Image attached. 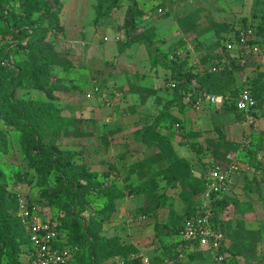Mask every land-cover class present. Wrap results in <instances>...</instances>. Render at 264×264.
<instances>
[{
    "label": "trees",
    "instance_id": "obj_1",
    "mask_svg": "<svg viewBox=\"0 0 264 264\" xmlns=\"http://www.w3.org/2000/svg\"><path fill=\"white\" fill-rule=\"evenodd\" d=\"M50 1L19 0L18 8L11 9L7 7L8 0H0V39L11 42L5 50L3 49V56L0 58V94L4 93L0 97V116L3 118V121L0 122V154L9 152L8 137L4 131L9 128V125L14 124L20 134L19 144L22 151L29 155L43 174L39 180V186L44 188L42 193L51 208L52 221L57 222L58 229L67 238V243L72 247L79 248L67 264H143L142 260L136 257L139 250L134 243L126 242L118 233L108 234L104 217L97 219L98 212L93 210L94 199L87 196L96 194V198H104L106 200L104 206L113 211L116 199L123 197L125 191H121L115 185L105 187V184L98 179L100 173L91 171L89 166L83 163H78L73 153H68L67 156V153L61 151L58 146L64 134V128L73 119L62 114L58 106L59 98L54 94L50 85L52 78L55 77L53 59L55 56L62 57L61 59L64 61L62 60L61 66L73 67L74 63L68 53L58 50L56 43L53 44L49 39L52 33L58 36L64 33L60 16L63 4L60 2L56 9ZM124 4L127 5V10L121 29L122 36H125L126 46H133L136 43L143 44L148 50L152 68L163 65L171 72L170 80L179 81L176 88L170 87L173 91L172 100L164 104L152 123L142 126L138 130L137 140L150 147H156L165 157L167 156L166 146L175 153L176 150L173 146L175 137L172 133L165 134L166 126H162L168 120V129L170 131L177 129L180 134L183 133L184 140L180 143L187 144L196 154L193 163L197 168H190L192 159H185L186 157L181 156L176 165L171 164L165 169H158L144 176L142 174V179L137 184L129 185V194L148 197L159 191L162 181L172 184L174 188H180L178 195L184 203L182 212L177 210L172 193L163 191L157 193L155 203L140 206L133 216L136 218L141 214L152 217L154 219V236L162 242L163 236L175 234L182 237L181 232L185 223L202 214L200 203L206 189L207 177L220 163L219 158L213 156L209 146L189 141L192 134L199 133H196V130L185 133L187 129L184 118L178 119L172 108L178 107L182 116L184 115L185 110L189 108L185 101V93L192 89V79L196 78L198 82L196 92L207 91L225 97L222 107H212L214 114H231L235 120L230 123L246 122V112L237 107L239 91L243 87L244 81L242 86L238 87L235 85L234 77V68L242 64L243 56L239 52L227 51L225 46V42L238 32L236 24L224 32H219L216 41L219 46L216 50L208 53L209 55H201L199 64L193 62L194 51L189 47V42L180 44L181 47L185 46L184 51L179 50L180 47L176 45V49L173 48L175 59L166 64L159 51L153 49V30L155 32V28L139 32L135 26L136 19L144 14L138 0H97L95 5L96 22H101L104 17H111L113 11ZM240 25L239 27L254 29L248 22ZM254 30V36H251L249 41L260 43L259 38H264V14ZM10 47L16 48V52L24 53V57L16 64L9 61V56L12 53L11 49L8 50ZM208 61L212 62L210 66ZM98 83L101 89L106 85L105 81ZM249 83L264 119V71L257 70L255 75H249ZM92 87L93 85L90 86L91 89ZM20 88L40 94L37 97L35 95L20 97L18 95ZM105 104L103 103V105ZM256 116L258 117L257 114ZM174 124H178V127H174ZM213 130L218 133L222 144L231 145L236 151H246L247 165L252 171L244 174L243 191L253 190L252 187L256 184V190L262 194L264 185L260 188L259 186H261L260 180L264 181V128L258 140H250L247 143L229 140L226 125L222 123H214ZM205 155H208L209 158H203ZM150 166L149 160L141 159L132 164L131 170L138 172L139 169ZM182 167L185 168L184 171ZM195 171H200L201 175L195 174ZM257 171L260 172V175L256 173ZM259 176L261 179L258 178ZM51 177H54L55 185H51L49 181ZM4 178L5 174L0 170V232L3 247L6 248L0 254L2 253L7 259V264H28L26 255L31 249L29 234L25 225L17 222L16 218H12V215L4 209L8 202L7 184L1 183ZM107 178L105 180H108ZM237 187L238 185L235 188ZM198 195L201 196L200 202L197 201ZM238 199L237 190L234 189L232 193L214 196L212 200L213 226L224 231L227 235L222 252H228L229 255L224 260L216 261L210 250L202 247L197 241L181 238L173 244V250L163 244V253L151 257V264H163L166 259H169L171 264H184L181 257L183 253H188L190 260L202 257L207 253L213 264H237L240 255L245 256L252 264H264V255L256 256L259 244L264 238V228L260 226L258 229H249L244 233L241 225L234 229L230 222L224 218L228 214L227 209L232 205L234 212L242 213L247 212L251 207V200L239 201ZM18 227L20 229L19 236ZM228 239L229 242H227ZM112 258L115 262H112Z\"/></svg>",
    "mask_w": 264,
    "mask_h": 264
},
{
    "label": "rangeland",
    "instance_id": "obj_2",
    "mask_svg": "<svg viewBox=\"0 0 264 264\" xmlns=\"http://www.w3.org/2000/svg\"><path fill=\"white\" fill-rule=\"evenodd\" d=\"M64 1L67 3L63 13L61 10L62 15L60 13V16L65 24L68 37L76 36L78 29L86 33L96 29L97 25L93 24V20L95 11L97 13L95 7L97 0H51L50 3L57 9L59 3L63 4ZM138 2L144 14L136 19L135 26L139 32L155 28V32L153 30L154 48H152L159 51L166 64L173 62L175 59L173 48L176 49V45L180 47L179 50L184 51L185 46L181 47L182 43L190 42L193 45L190 48L194 53L204 56L216 50L219 46L216 42L219 32H224L232 25L243 24L248 21L256 29L261 21V16L264 14V0H138ZM8 3L7 7L11 9L19 6V0H8ZM116 16L115 18H104L101 25H104L105 21L112 26L107 28H105L106 25H104V28L103 26L101 28L97 27L96 32L90 36L94 41L93 47L76 46L70 48L75 52V60H81L85 69L75 70V66H61L64 60L61 59L62 57L55 56V59H53L55 62V77L52 78L50 85L54 90V94L59 98L58 106L62 114L73 119L64 128V134L58 144L61 151H65L67 156L68 153H73L78 163H83L89 166L91 171L100 173L98 179L105 184V187L115 185L121 191H125L123 197L116 199L113 211L104 206L106 201L104 198H96V194H93V196L91 194L87 195L94 199L93 210L96 213L98 212L96 214L97 219L104 217L106 222L113 221L114 229L112 228L108 232L110 235L118 233L126 242L130 243H134L132 239L136 240L137 238L145 242L146 239L153 236L150 228L152 221L149 217L145 219L138 217L139 219L131 221V213L142 205L155 203L157 193L163 191L169 194L172 193L177 210L182 212L184 203L178 195L180 188H174L172 184L162 181L157 193L149 197L141 195L136 198L128 197L131 195L128 193L129 185L137 184L142 179V174L144 176L158 169H165L171 164L176 165L182 155L186 157L185 159H189L190 156L186 153L185 149L188 147L186 144H183V150L178 149L179 145L173 143L175 153L166 146L167 156L165 157L156 147H150L146 143L137 140L139 137L138 130L142 126L152 123L164 104L172 100L173 91L169 86L171 72L163 65H159L157 70L149 68V63H147L150 60L148 50L143 44L136 43L133 46H126L125 36L117 39L123 31L121 27H116L118 24H114V19L117 23L123 20L122 14ZM62 36L63 33L59 36L52 33L49 39L53 44L56 43L60 51L68 50V45L64 43ZM259 40L263 45L264 38H259ZM10 43V40L0 39V58L3 56V49L5 50ZM9 49L12 52L9 56L11 63L16 64L24 57V53L15 51L16 48L10 47ZM252 53L256 54L257 52ZM250 58L245 53L241 58L242 64L234 68L235 85L238 87L242 86L246 71L251 69L249 67L253 62H250ZM90 60L92 61L91 65H88L87 63ZM211 64L212 62L208 61V65ZM87 66L88 73L85 71ZM254 71L257 70L254 69ZM88 81L97 85H99L98 82L105 81L104 88L125 90V95L120 98L115 97L116 104L111 108L107 107L103 105L102 95L93 93L90 97L87 95L89 91L92 92V89L86 88L85 90L84 84L86 83L83 82ZM18 91L20 97L29 95L37 97L40 94L34 91L28 92L22 88ZM107 92H109L108 89ZM3 95L4 93H1L0 97ZM212 107L207 105L202 111L192 109V113H189L187 117L181 116V113L179 114L178 107L172 108V111L178 119L184 118L186 129L193 130V132L196 130V133H199L192 134L191 138L200 137L199 140L205 146L211 148L213 156L219 158V165L225 167L235 160L241 162L240 165L244 169L240 171L243 173L238 178V189L240 191L239 196H242L244 195L242 192L244 174L252 171L246 169L248 160L246 151L238 153L231 145L222 144L217 135L218 133L213 130L214 123L227 125L235 119L234 116L227 113L214 114ZM1 121H3V118L0 116ZM165 122L162 124L163 127L166 126L165 134L172 133L178 142L184 140L183 133L180 134L177 129L170 131L167 127L169 121ZM12 125H9V128L4 131L8 137L9 152L0 154V170L5 174V178L1 183H6L8 188V202L5 204L4 209L12 215V218H16L17 222L19 221L24 225L20 216L22 211L21 200L30 210L35 209L42 217H51L52 212L42 193L44 188L39 186V180L43 177V174L29 155L22 151L18 137H14V135L19 134V131L14 124ZM174 127H178V124H174ZM188 149V151L191 150L190 147ZM194 158H196V155L190 157L192 159L190 168H197L193 163ZM203 158L208 159L209 156L205 155ZM141 159L149 160L151 166L139 169L142 173L139 171L132 172V164ZM182 170L184 171L185 168L182 167ZM256 173L260 175V172L257 171ZM106 178L108 180H105ZM258 178L261 179L260 176ZM49 181L51 185L56 184L54 177L49 178ZM260 183L259 188L264 185L261 180ZM252 189L246 190V192L256 199L257 213L254 211L255 214L250 213L248 216L251 218L263 216L264 218V193L259 192L261 194V198H259L256 184ZM197 201H201L200 195L197 196ZM249 210L250 208L247 212L251 211ZM236 217H241V215ZM234 221L237 223V218ZM261 222L260 226L264 228V219ZM150 232L151 234H149ZM19 234L20 229L18 227V236ZM181 238V236L173 234L163 236L162 242L155 239L151 242H145L147 246L144 247L143 245L144 248H138L139 251L136 257L139 260H141V255L151 258L153 255L160 253L158 251L163 248V244L173 250V244ZM2 241L0 232V252L3 253L6 248L3 247ZM2 253L0 254V264H7V259ZM114 259L112 262H115Z\"/></svg>",
    "mask_w": 264,
    "mask_h": 264
},
{
    "label": "built area",
    "instance_id": "obj_3",
    "mask_svg": "<svg viewBox=\"0 0 264 264\" xmlns=\"http://www.w3.org/2000/svg\"><path fill=\"white\" fill-rule=\"evenodd\" d=\"M255 30L252 27H238L236 35L232 36L225 42L227 51L239 52L242 56L245 53L258 52L260 45L249 41ZM120 37L118 36L117 39ZM194 63L199 64L200 58L195 55ZM242 62V60H241ZM5 63V62H3ZM244 85L239 91L237 99V107L239 110L246 112L247 123L253 125L257 121L258 101L252 94L251 85L249 83V74L243 76ZM179 85V81L171 79L169 86L174 89ZM198 82L196 78L192 79L191 90L185 93V101L189 108L195 111H202L207 105L213 107H222L225 103V97L221 94H212L207 91L196 92ZM107 89L109 92H107ZM92 92H88V96L99 94L103 97V102L107 107H113L116 102L115 97L120 98L125 95L124 91L112 88L101 89L96 83L92 87ZM256 113V114H254ZM246 139L244 143H247ZM241 162L235 160L228 166L217 164L216 167L209 173L207 177L206 189L202 194L200 203L202 214L188 220L184 229L181 232L182 238L189 241H197L202 247L210 250L213 258L221 262L229 253L222 252V246L226 241L227 235L224 231L216 229L212 223L213 208L212 200L214 196H220L224 193H232L235 187L239 184L238 178L241 167ZM246 169L251 170L247 165ZM22 211L20 216L29 234L31 249L26 255V263L28 264H67L73 258L74 252L78 247H72L67 242L66 236L58 229L57 222L52 221V217L40 216L35 209H29L23 200H21ZM133 218V217H132ZM143 264H151L149 256L141 255ZM163 264H171L169 259H166Z\"/></svg>",
    "mask_w": 264,
    "mask_h": 264
},
{
    "label": "crops",
    "instance_id": "obj_4",
    "mask_svg": "<svg viewBox=\"0 0 264 264\" xmlns=\"http://www.w3.org/2000/svg\"><path fill=\"white\" fill-rule=\"evenodd\" d=\"M66 3L67 2L64 1L62 13H63V11L65 9V4ZM126 10H127V5L124 4L119 9H116V10L113 11L111 17H114L115 18L116 15L121 16V14H122V20H123L122 22L120 21V22L117 23L115 21V19H114V24L115 23L118 24V25L115 24L117 28H119V27H121L123 25ZM62 13H61V15H62ZM96 17H97V13L95 11V18L93 20L94 21L93 24H96L97 27H100L101 28L103 26V28H104V25H106L105 28H107V27H111L112 26V25H110V23L108 24L105 21H104L105 24L104 25H101V24H103V22H102L103 19L106 18V17H104L101 20V22H99V23L96 22ZM61 21H62V19H61ZM248 23H250V21H248ZM62 24L64 26V33H63L62 38L64 39V43H66V45H68V48H69L68 50H62V51L68 53L70 59L74 63L73 66L76 67L75 70L85 69L82 66L83 62L81 63V60H75V58H74L75 57V52H73V50H70V48L71 47H76V46L83 47V48H89V47L91 48V47H93L94 46L93 45L94 44V41H93L92 37H90V36H92L96 32V30H97L96 25H95L96 29L93 30L92 32L90 31V32L86 33L84 31H82L81 29H78L79 31H78V34H76V36H74V37H68L66 35V27H65V24H64L63 21H62ZM239 26H241V25L238 24V27ZM87 34H89V35L86 36ZM118 36L121 37L122 34H119ZM258 44L260 45V49H259V51L256 54H253L252 52L247 53V55L251 57L250 58L251 59L250 62H253V63H251V67H249V69L251 68L252 70L250 69L249 71H246L249 75H255L254 69L264 71V49H263L264 48V44L263 45L261 43H258ZM56 47L58 49V46L57 45H56ZM189 47H193V45L190 43ZM195 55L196 54L194 53V57H195ZM197 56L200 57V55H197ZM92 60H94V58H92ZM91 62L92 61L90 60L89 63H87V64L88 65H91ZM147 63H149V68H152L151 61L149 60ZM78 66H80V67H78ZM154 69L157 70V68H154ZM85 71H87V73L89 72L88 66H87V68H86ZM83 83H86V84H84V86L85 85L87 86V87L85 86L86 88H90V86H92V85L94 86V84H95L94 82H91V81L83 82ZM90 83H91V85H90ZM174 111H176V110H174ZM192 111L193 110L191 108H187L185 110V113H184L183 116H186L187 117L189 115V113H192ZM180 113L181 112L179 111V114ZM261 115H262V112L260 111V113H259V115L257 117V121H256V123L253 126L249 125L247 122H235V123L227 124L226 125V132H227V135H228V139L229 140H233V141H238V142H241V141L243 142L246 139L248 141H250V140H253V141L258 140L259 137H260V133H261L262 129L264 128V119L262 118ZM181 116H182V114H181ZM192 118H194V117H192ZM194 119L197 120L196 118H194ZM190 131H193V130H188L187 129V132H190ZM19 135L20 134H18V135L16 134V135H14V137L16 136V138L18 137V139H19ZM199 138H198V136L197 137H193V138H190V141L191 142H200V143H202V141L199 140ZM174 143L176 145H179L178 149H183L184 150L183 144H181L180 142H178L176 140V138H174ZM202 144L205 145L204 143H202ZM188 147H186V149H185L186 150V153L192 158L196 154L192 150L188 151L189 150ZM238 153H241V151H238ZM182 156H184V155H182ZM190 157H188V158H190ZM195 174L201 175L200 171H195ZM263 183H264V181H263ZM238 187L236 188V190H237V194L239 196V192L240 191H239ZM262 188H263V193H264V186ZM178 189H179V187H178ZM242 192L244 193V195L239 196V199L238 200L239 201H246L248 199L251 200L252 201V205L250 207V210L251 211L249 210L250 212H245V213H242V212H234V206L232 205V206H230L227 209V213L228 214H226L224 218L227 221L230 222V224L233 226L234 229H236L239 225H241L243 227L242 230L245 233V231H247L249 229L250 230H252V229H258L260 227V224L262 223L261 220H263L264 218H263V216H259V217H255V218H251V217L248 216V214H250V213H254V214H255V212L257 213L256 199L253 196H251V195L249 196L246 191L245 192L243 191V185H242ZM251 194L253 195V193H251ZM140 196L130 195L128 197H136L137 198V197H140ZM144 196H146V195H144ZM258 197L261 198V194L259 193V191H258ZM138 208H137V210H138ZM137 210L134 211V212H132L131 215H130V217H133L134 214L137 213ZM116 215H117V213H116ZM239 215H241V217H236V216H239ZM138 217H140V219H145V218L149 217L150 218V221H152V224H151L150 228L152 230L151 232L153 233V236L150 239L147 237L148 239H146L145 242L146 243L148 241L151 242L152 240L154 241V239L158 241V239L155 238V236H154V219L152 217L148 216V215H141V214ZM138 217H136V218H134V217L133 218H130V220L131 221H134L135 219H139ZM236 218H237V223H235V221H234ZM106 228H107L108 231H111L112 230V228H113V221L112 220H111V222H106ZM151 232L149 234H151ZM132 240L134 241V244L138 248H142L143 245H144V247L147 246L146 243L143 242L144 240H142L140 238H137L136 240H134V239H132ZM227 242H229V239H228ZM158 252H160L159 254H162L163 253V249L159 250ZM261 255H264V238L260 242L259 248H258V252L256 253V256H261ZM181 257H182V262H184V264H213L210 256L207 253L204 256H202V257H196V259H194V260H190L188 253H186V254L183 253L181 255ZM237 264H252V262H250L245 256H241L240 255L238 257V263Z\"/></svg>",
    "mask_w": 264,
    "mask_h": 264
}]
</instances>
